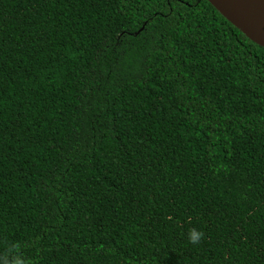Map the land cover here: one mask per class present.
Wrapping results in <instances>:
<instances>
[{"label": "trees", "instance_id": "obj_1", "mask_svg": "<svg viewBox=\"0 0 264 264\" xmlns=\"http://www.w3.org/2000/svg\"><path fill=\"white\" fill-rule=\"evenodd\" d=\"M0 264H264V48L208 0H0Z\"/></svg>", "mask_w": 264, "mask_h": 264}, {"label": "water", "instance_id": "obj_2", "mask_svg": "<svg viewBox=\"0 0 264 264\" xmlns=\"http://www.w3.org/2000/svg\"><path fill=\"white\" fill-rule=\"evenodd\" d=\"M248 39L264 48V0H208Z\"/></svg>", "mask_w": 264, "mask_h": 264}, {"label": "clouds", "instance_id": "obj_3", "mask_svg": "<svg viewBox=\"0 0 264 264\" xmlns=\"http://www.w3.org/2000/svg\"><path fill=\"white\" fill-rule=\"evenodd\" d=\"M203 237V233L197 229H190L187 234L188 242L198 244Z\"/></svg>", "mask_w": 264, "mask_h": 264}]
</instances>
